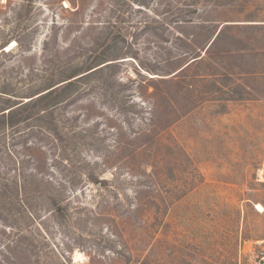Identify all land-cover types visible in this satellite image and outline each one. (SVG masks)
<instances>
[{
	"label": "rangeland",
	"instance_id": "rangeland-1",
	"mask_svg": "<svg viewBox=\"0 0 264 264\" xmlns=\"http://www.w3.org/2000/svg\"><path fill=\"white\" fill-rule=\"evenodd\" d=\"M148 1L0 0V46L12 43L0 104H24L101 55L111 64L50 113L0 130V264H258L264 0L207 3L204 17L240 29L201 52L223 66L197 80L195 102L158 83L185 49L173 27L144 28L165 22Z\"/></svg>",
	"mask_w": 264,
	"mask_h": 264
},
{
	"label": "trees",
	"instance_id": "trees-1",
	"mask_svg": "<svg viewBox=\"0 0 264 264\" xmlns=\"http://www.w3.org/2000/svg\"><path fill=\"white\" fill-rule=\"evenodd\" d=\"M134 3H139L140 6H147L149 4L148 0H143L138 2L136 0H128ZM210 0H158V7L163 6V15L165 17V22L162 23L159 18H154L149 23H145L144 28L148 30H155L157 27L166 26L167 28L173 27V29L180 33L181 36H177V40L182 43L185 51H182L177 57H167L166 63L168 66H173L172 69L167 70V74L171 73V70H175L178 67V72L173 76L174 79H160L158 83L167 85L169 88H174L173 96L175 98L181 97L182 100L194 101L195 95L197 94V80H207L210 79L215 81L219 78L217 68L223 66V61L221 58L217 62H207L204 60V56H201V52L206 54L209 52L214 53L219 52L216 49L222 41H226V35L231 29H240L232 24L221 25L215 21H211L204 17L208 14L207 3ZM185 12V13H184ZM28 14V11L27 13ZM163 17V18H164ZM169 19L167 24V20ZM249 28V27H248ZM8 42L2 43L0 50L6 48ZM12 43H10L11 45ZM14 44V43H13ZM104 55L99 56L98 59L93 61L92 64L87 67H73L69 74L58 78L56 81H51L46 88L40 92L30 95L28 98L37 96L34 99H30L28 102L21 104L14 102L10 99L2 102L0 104V130L6 126L7 128H13L33 118H40V114L50 113L56 106L65 102V98L75 92L76 86L79 83L88 82V80L95 74L102 73L106 68L111 66V64L104 65L109 62L103 58ZM210 60V59H209ZM182 63V64H181ZM207 63V69L204 71H199L202 69L204 64ZM213 63V64H211ZM104 65V66H103ZM102 66V67H101ZM100 67V68H99ZM98 68V69H97ZM224 68V67H223ZM203 70V69H202ZM198 71L202 75L198 74ZM222 77H225L222 74ZM228 76V75H227ZM234 76V75H232ZM229 78L230 77H226ZM206 81V82H207ZM63 83L61 86L58 84ZM212 87H215L214 82H211ZM159 86L156 85L154 93L158 94ZM45 91L46 93L41 94ZM214 90L208 89L206 92L203 91L202 94L198 92L197 97L203 98V95H210ZM234 94L235 92L232 91ZM41 94V95H40ZM200 94V95H199ZM200 99L198 98V101ZM39 116V117H38ZM42 119V117H41ZM50 124H52L50 122ZM94 182L98 185H103L104 183L94 179ZM4 192H0V202L3 204ZM18 195V190L16 191V196ZM62 207H58L57 210H61ZM2 210V209H1ZM10 247V245H6ZM15 248H13L14 251ZM14 254V252L12 253Z\"/></svg>",
	"mask_w": 264,
	"mask_h": 264
},
{
	"label": "built area",
	"instance_id": "built-area-1",
	"mask_svg": "<svg viewBox=\"0 0 264 264\" xmlns=\"http://www.w3.org/2000/svg\"><path fill=\"white\" fill-rule=\"evenodd\" d=\"M258 264H264V251H260L259 253Z\"/></svg>",
	"mask_w": 264,
	"mask_h": 264
},
{
	"label": "bare ground",
	"instance_id": "bare-ground-1",
	"mask_svg": "<svg viewBox=\"0 0 264 264\" xmlns=\"http://www.w3.org/2000/svg\"><path fill=\"white\" fill-rule=\"evenodd\" d=\"M11 48L10 44L5 48V50H9Z\"/></svg>",
	"mask_w": 264,
	"mask_h": 264
}]
</instances>
